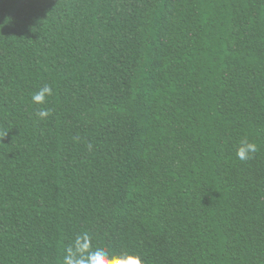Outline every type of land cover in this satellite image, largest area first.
<instances>
[{"label":"trees","instance_id":"obj_1","mask_svg":"<svg viewBox=\"0 0 264 264\" xmlns=\"http://www.w3.org/2000/svg\"><path fill=\"white\" fill-rule=\"evenodd\" d=\"M97 251L264 264V0H0V264Z\"/></svg>","mask_w":264,"mask_h":264},{"label":"clouds","instance_id":"obj_2","mask_svg":"<svg viewBox=\"0 0 264 264\" xmlns=\"http://www.w3.org/2000/svg\"><path fill=\"white\" fill-rule=\"evenodd\" d=\"M51 88L47 84L44 85L38 92H36L32 96V102L37 105H42L46 102V97L51 94ZM48 111L46 109H41L39 112H37L38 117H46L48 116ZM257 151V147L253 143H248L247 141L243 142L241 147L239 148L237 152V156L241 160H246L250 158L251 153H255ZM82 245H80L79 241L77 242V248L82 250ZM102 253L100 251H97L95 253L90 254L88 257H81V258H73L72 256H69L66 258V264H103V261L101 259ZM141 264L139 258H133L129 257L128 261H117L116 264Z\"/></svg>","mask_w":264,"mask_h":264}]
</instances>
